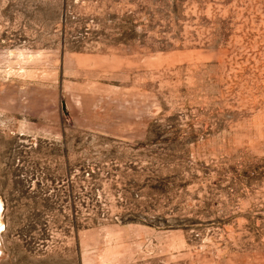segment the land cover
Segmentation results:
<instances>
[{
    "label": "rangeland",
    "instance_id": "obj_1",
    "mask_svg": "<svg viewBox=\"0 0 264 264\" xmlns=\"http://www.w3.org/2000/svg\"><path fill=\"white\" fill-rule=\"evenodd\" d=\"M0 264H264V0H0Z\"/></svg>",
    "mask_w": 264,
    "mask_h": 264
},
{
    "label": "water",
    "instance_id": "obj_2",
    "mask_svg": "<svg viewBox=\"0 0 264 264\" xmlns=\"http://www.w3.org/2000/svg\"><path fill=\"white\" fill-rule=\"evenodd\" d=\"M62 106H63V109H64L65 107H64V104L63 103H62Z\"/></svg>",
    "mask_w": 264,
    "mask_h": 264
}]
</instances>
